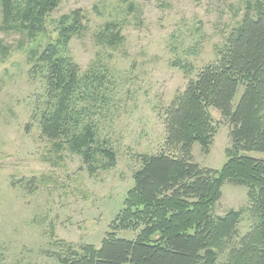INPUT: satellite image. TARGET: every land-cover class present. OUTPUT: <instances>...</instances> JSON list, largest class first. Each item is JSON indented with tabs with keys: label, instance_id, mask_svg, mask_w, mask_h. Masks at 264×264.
<instances>
[{
	"label": "rangeland",
	"instance_id": "rangeland-1",
	"mask_svg": "<svg viewBox=\"0 0 264 264\" xmlns=\"http://www.w3.org/2000/svg\"><path fill=\"white\" fill-rule=\"evenodd\" d=\"M29 1L12 0L15 17ZM248 3L61 0L45 32L32 39L21 18L4 24L0 0V264H60L84 245L101 247L144 159L174 153L166 147V109L189 79L216 60ZM77 11L85 29L59 53L80 67L82 80L71 130L59 149L41 132L47 71L39 59L50 45H59ZM243 92L241 87L235 105ZM210 114L217 133L208 151L196 144L193 157L202 168L221 170L231 127L218 110ZM87 128L95 137L90 164L70 142ZM99 149L109 150L115 165ZM247 155L264 160V153ZM250 209L245 187L223 186L215 214L240 212V237L251 230ZM138 234L121 231L118 237L134 240Z\"/></svg>",
	"mask_w": 264,
	"mask_h": 264
},
{
	"label": "trees",
	"instance_id": "trees-1",
	"mask_svg": "<svg viewBox=\"0 0 264 264\" xmlns=\"http://www.w3.org/2000/svg\"><path fill=\"white\" fill-rule=\"evenodd\" d=\"M60 2L30 0L23 15L15 17L12 0H2L4 24L21 18L33 39L45 32ZM83 20L80 11L74 12L59 45H50L39 59L47 71L41 132L59 149L71 130L73 100L82 80L80 67L59 51L84 31ZM241 87L244 92L235 105ZM210 109L218 110L231 127L232 145L221 170L202 168L193 157L194 146L208 151L217 133ZM165 128L166 147L174 153L145 158L101 247L84 245L60 264H220L222 258V264H264V160L247 155L264 153V0H249L241 25L217 50L216 60L189 79L166 109ZM71 140L72 150L83 152L90 164L93 131L87 128ZM99 153L115 165L109 150ZM226 183L248 191L253 224L243 237L240 212L215 214ZM121 231L139 234L126 240L118 237Z\"/></svg>",
	"mask_w": 264,
	"mask_h": 264
}]
</instances>
